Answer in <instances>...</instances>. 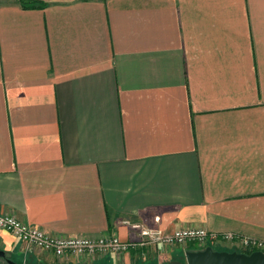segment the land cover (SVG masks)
I'll use <instances>...</instances> for the list:
<instances>
[{"label":"crops","instance_id":"obj_1","mask_svg":"<svg viewBox=\"0 0 264 264\" xmlns=\"http://www.w3.org/2000/svg\"><path fill=\"white\" fill-rule=\"evenodd\" d=\"M0 215L59 238L137 242L128 221L264 241V0H0ZM0 250L190 248L57 258L0 230Z\"/></svg>","mask_w":264,"mask_h":264},{"label":"built area","instance_id":"obj_2","mask_svg":"<svg viewBox=\"0 0 264 264\" xmlns=\"http://www.w3.org/2000/svg\"><path fill=\"white\" fill-rule=\"evenodd\" d=\"M131 226L139 233V241L124 242L117 236L101 238H59L47 234L39 228L25 223L13 216L0 215V230L9 232L19 240L27 252L42 251L57 258L93 259L109 255H120L134 246H187L196 244L199 247L208 245H237L245 250L264 253V241L240 237L233 233L210 232L203 228L177 229L166 232L160 228H149L144 225Z\"/></svg>","mask_w":264,"mask_h":264},{"label":"water","instance_id":"obj_3","mask_svg":"<svg viewBox=\"0 0 264 264\" xmlns=\"http://www.w3.org/2000/svg\"><path fill=\"white\" fill-rule=\"evenodd\" d=\"M0 258L8 264H16L7 258L6 252L0 250ZM187 264H264V253L255 251L251 254L240 252L217 251L207 247L200 251H188L185 254Z\"/></svg>","mask_w":264,"mask_h":264},{"label":"rangeland","instance_id":"obj_4","mask_svg":"<svg viewBox=\"0 0 264 264\" xmlns=\"http://www.w3.org/2000/svg\"><path fill=\"white\" fill-rule=\"evenodd\" d=\"M158 246V245H157ZM160 246H163V247H167V248H172V247H176V248H183V250H185L186 248H193L192 246H191V244L190 245H187V246H164V245H161L160 244ZM209 247H211V245H208ZM213 246V248H215V249H219L220 247H221V250H224V251H230V252H234V251H237V252H239L240 250L242 251V250H244L245 251V249L242 247V246H237V245H224V244H222V245H212ZM23 249H24V252L26 251V248L23 246ZM201 250H203V249H201ZM254 252H255V250H254ZM27 253H30V252H25V254L27 255ZM7 258L8 259H10V260H12L13 262H15L16 263V261L15 260H13L12 258H10L9 256H7ZM28 260H29V257L27 258V257H24V255H23V257H22V259H21V263L20 264H34V262H28ZM0 262H1V264H8L7 262H6V260L5 259H1L0 258ZM17 264V263H16ZM36 264H39V262H37Z\"/></svg>","mask_w":264,"mask_h":264},{"label":"trees","instance_id":"obj_5","mask_svg":"<svg viewBox=\"0 0 264 264\" xmlns=\"http://www.w3.org/2000/svg\"><path fill=\"white\" fill-rule=\"evenodd\" d=\"M191 246L193 247V248H190V251H200L201 249H205V248H207V247H209V246H205V247H199V246H197L196 244H191ZM198 249H200V250H198ZM215 249V248H214ZM215 250H217V249H215ZM217 251H224V250H217ZM228 252H230V251H228ZM234 252H237V251H234ZM240 253H245V254H251V253H253V251H248V250H240L239 251Z\"/></svg>","mask_w":264,"mask_h":264}]
</instances>
